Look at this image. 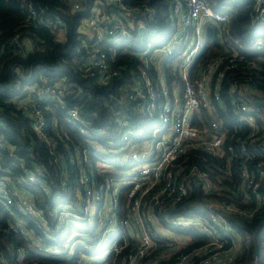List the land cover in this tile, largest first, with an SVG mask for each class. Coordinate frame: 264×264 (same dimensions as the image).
<instances>
[{
	"label": "built area",
	"instance_id": "built-area-1",
	"mask_svg": "<svg viewBox=\"0 0 264 264\" xmlns=\"http://www.w3.org/2000/svg\"><path fill=\"white\" fill-rule=\"evenodd\" d=\"M20 1L28 10L22 26H42L57 41H67L70 28L65 18L49 13V5L37 7L34 0ZM166 1L164 43L137 49L131 65L120 63L112 44H118L119 50L126 41H141L158 9L148 1L93 0L87 11L82 0L71 4L70 13L80 16L75 22L74 48L78 53L86 50L89 56L83 64L85 75L107 84L127 72V99L132 102L134 118L115 111L112 130L93 129L82 106L67 101L73 84L45 79L25 88L24 107L33 119L32 128L50 147L59 166L61 155L56 154L54 138L46 130L49 106L40 103L56 101L66 110L65 120L85 139L84 144L72 145L60 132L56 134L68 165H62L61 184L68 187L71 172L78 183L71 192L64 191L71 199L52 214L57 221L53 231L48 226L49 212L38 208L33 195L11 185L0 168V203L10 213L9 224L38 253L54 254L60 260L77 256L79 264H222L234 262L251 244L249 264H264V230L262 238L255 240L241 236L229 223V216L252 218L264 205L258 193L264 180V87L251 75L253 70L263 72L264 54L248 59L264 47V39L253 48L232 37L230 16L216 11L208 0ZM252 2L251 24L264 27V0ZM212 28V39L225 52L193 72L209 45ZM10 43L22 51L35 47L30 35L21 33ZM242 67L248 71L246 76ZM166 71L172 81L166 80ZM18 89V85L12 88ZM76 99V95L71 97L73 102ZM220 108L227 112L225 116L220 115ZM195 152L224 158V164L212 171L191 165L185 158ZM29 179L46 195L52 194L42 167L37 166ZM198 192L206 198L200 200ZM190 201L174 212L179 204ZM14 206L57 245H48L27 229L22 216L14 223ZM187 231L201 233L208 240L184 252L193 241ZM12 252L20 262L27 256L25 247ZM0 264L10 263L0 259ZM27 264L47 263L32 260Z\"/></svg>",
	"mask_w": 264,
	"mask_h": 264
},
{
	"label": "trees",
	"instance_id": "trees-1",
	"mask_svg": "<svg viewBox=\"0 0 264 264\" xmlns=\"http://www.w3.org/2000/svg\"><path fill=\"white\" fill-rule=\"evenodd\" d=\"M128 3L135 4L142 1H148L153 4L158 13L156 20L150 24V28L141 35V41H126L120 45L112 44L117 47L120 63L131 65L135 59V53L146 47H157L164 43L162 32L168 29L167 10L168 2L166 0H125ZM216 11L227 13L230 16V33L232 37L240 39L246 46L255 48L254 44L259 39H264V27H254L251 24V11L253 8L252 0H208ZM73 0L64 2L59 0H34L35 6L49 5V13L65 18L71 28L72 24L80 17L71 14V4ZM93 0H82L86 11L89 9ZM28 16L27 8L20 0H0V168L3 175L7 176L11 185L22 192L33 195V201L38 208L49 212L47 214L50 230L56 229V219L52 215L56 213L61 205L71 199V195L65 197L64 191L71 192L76 187L78 181L77 175L71 172L68 187L63 188L60 180L62 165L67 166L65 158L66 152L56 135L61 133L62 138L74 144H84L85 139L76 130L75 126L65 120L66 110L60 108L56 101H42L40 105L49 106L47 111L46 130L56 143V154L61 155L62 161L59 166L55 162V155L50 153V147L45 141L36 135L32 128L33 119L24 105L27 102V93L25 88L32 84L42 83L45 79L51 81L63 80L67 84H73V94L67 98V101L74 105L82 106L85 113V119L92 124L93 129L105 128L112 130V114L115 111H121L123 114L134 118L132 102L127 99V84L129 83V74L123 72L120 76L109 80L107 84L100 82L99 78L87 76L83 71V64L88 60V52L83 50L81 53L73 47L68 51L71 39L68 37L66 42H60L55 36L42 26L24 27L22 24ZM213 28L209 33V45L203 51L196 62L195 69L212 57H217L225 52L223 45L214 41ZM17 33L22 36L30 35L34 41L35 47L32 50L23 51L16 45L10 43V39ZM77 39V32L75 31ZM104 47H108L103 43ZM124 50L126 52H124ZM264 54V47L259 52H253L248 59H257V54ZM255 55V56H254ZM128 67V66H127ZM245 73L247 69H240ZM167 73V71H166ZM165 73V78L172 81V75ZM251 75L254 80L260 81V86L264 87V65L263 72L253 70ZM253 84V83H251ZM19 86V89L12 88ZM78 88L81 90L79 91ZM76 95V101H71V97ZM225 107L229 106L226 91L223 92ZM220 115L225 116L227 112L220 108ZM228 110V109H227ZM56 122V124H55ZM189 158L191 165H196L202 169L213 170L224 164V158L212 157L205 152L190 153L185 159ZM37 166L42 167L43 177L52 186L53 192L46 195L38 183L30 181L29 175L33 173ZM236 174V168L234 166ZM215 173H217L215 171ZM234 181L236 177L234 176ZM199 198L204 199L206 195L198 192ZM260 197L264 201V180L258 190ZM226 196V195H224ZM125 192L121 197V207L125 208ZM184 203L174 210L185 208ZM264 206V205H263ZM252 218L229 216V223L234 229L244 237L250 236L255 240L261 239L264 230V207ZM12 221L15 223L22 215L19 209L12 208ZM10 213L7 212L0 203V259L6 260L10 264H27L32 260H37L47 264H79L76 256L60 260L56 255L48 256L38 253L31 245V241L22 235L18 230L13 229L9 224ZM26 228L39 234L38 237L48 245H57L55 241L48 239L49 234L43 233L37 223L27 216H22ZM193 237L184 248V252H190L196 247L203 245L208 239L201 233L187 231ZM252 243V242H251ZM17 247H25L27 256L23 262L17 259L12 250ZM252 245L246 247V251L232 263L222 264H249L252 255ZM193 264V263H191Z\"/></svg>",
	"mask_w": 264,
	"mask_h": 264
},
{
	"label": "water",
	"instance_id": "water-1",
	"mask_svg": "<svg viewBox=\"0 0 264 264\" xmlns=\"http://www.w3.org/2000/svg\"><path fill=\"white\" fill-rule=\"evenodd\" d=\"M74 29H75V23L72 24L71 28H70V39H71V44L69 46L68 51H71L75 45V39H74ZM181 36V34L179 35Z\"/></svg>",
	"mask_w": 264,
	"mask_h": 264
},
{
	"label": "rangeland",
	"instance_id": "rangeland-1",
	"mask_svg": "<svg viewBox=\"0 0 264 264\" xmlns=\"http://www.w3.org/2000/svg\"><path fill=\"white\" fill-rule=\"evenodd\" d=\"M166 35H167V33H163V34L161 35V37L165 38ZM214 117H216L215 114H214V115H211V118H214ZM99 256H100V254H99ZM99 256H98V257L96 256V258H100ZM96 258H94L93 260H95Z\"/></svg>",
	"mask_w": 264,
	"mask_h": 264
}]
</instances>
